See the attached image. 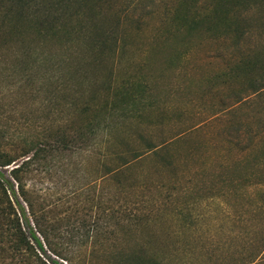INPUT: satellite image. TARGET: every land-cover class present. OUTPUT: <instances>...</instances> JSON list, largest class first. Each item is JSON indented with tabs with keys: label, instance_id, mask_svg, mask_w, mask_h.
<instances>
[{
	"label": "rangeland",
	"instance_id": "374dc122",
	"mask_svg": "<svg viewBox=\"0 0 264 264\" xmlns=\"http://www.w3.org/2000/svg\"><path fill=\"white\" fill-rule=\"evenodd\" d=\"M18 5L0 14L2 142L38 152L26 181L82 247L75 263L235 264L257 253L264 0L39 3L24 19Z\"/></svg>",
	"mask_w": 264,
	"mask_h": 264
},
{
	"label": "trees",
	"instance_id": "16d2710c",
	"mask_svg": "<svg viewBox=\"0 0 264 264\" xmlns=\"http://www.w3.org/2000/svg\"><path fill=\"white\" fill-rule=\"evenodd\" d=\"M81 0H0V14L12 13V3H19L16 17L24 19V10L31 5L43 4L40 10H68ZM46 23L41 20L38 31ZM117 43L114 41V47ZM118 47V46H117ZM104 125L108 123L103 119ZM101 122H98L99 126ZM4 130L0 126V264H76L82 247L76 246L70 230L62 233L54 217L49 218L37 190L27 184L26 175L33 169L38 152L10 153L4 148ZM142 153L135 154L134 158ZM129 161H125L128 163ZM2 169L8 173L2 174ZM52 214V211H50ZM7 259V260H6ZM259 259V260H258ZM85 261V260H84ZM86 264V263H85ZM235 264H264V243L257 253H250L244 261Z\"/></svg>",
	"mask_w": 264,
	"mask_h": 264
}]
</instances>
